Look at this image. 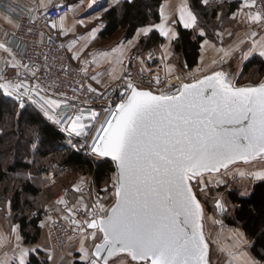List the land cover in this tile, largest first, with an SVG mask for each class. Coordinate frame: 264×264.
<instances>
[{
  "label": "snow or ice",
  "instance_id": "obj_1",
  "mask_svg": "<svg viewBox=\"0 0 264 264\" xmlns=\"http://www.w3.org/2000/svg\"><path fill=\"white\" fill-rule=\"evenodd\" d=\"M126 2L132 5L135 0ZM120 3L121 0H112L113 5ZM209 3L210 0H202L205 7ZM88 8L108 11L100 0H90ZM49 11L50 0H36L32 6L19 0L0 4V19L11 29L0 33V94L12 98L21 114L31 106L43 122L60 126L68 134V144L73 150L87 147L93 157L110 158L114 164L111 183L106 182L101 189L105 196L85 202L81 195L82 209L69 206L65 198L56 201L65 206L62 218L74 225L72 231L79 237L78 251L84 264H214L217 252L228 257L227 264L234 261L259 264L245 250L248 241L238 229L233 230L236 251L218 244L213 248L214 241L205 231L209 219L205 208L208 192L226 188L228 177L247 176L264 181V167L253 170L258 163L264 165V80L240 86L234 73L213 67L200 76L182 78L176 74L175 79L181 81L178 84L170 83L171 75L163 81L156 76L148 82L149 87H143L131 78V58L129 67L117 75L126 51L121 47L118 57L109 59L107 54H101L93 57L88 68L80 69L97 85L105 72L111 80L119 79L116 98L98 91L91 83L78 81L70 99L47 81L51 68L48 55L38 52V61L33 60L28 55L29 45L17 35L21 28H26V35L38 34L39 43L43 44L46 33H37L38 22H44L45 27L60 36L67 37L74 31L75 24L66 27L65 17H60L57 24L50 19ZM240 11L245 23L264 29V0H241ZM20 16L26 18V24L19 22ZM86 18L78 21L81 27H86ZM231 18L236 19V13ZM180 21L185 29L197 31L202 38L207 36L199 25L198 15L191 9L186 15L181 11ZM154 27L169 44L178 38L164 24ZM151 31V27L141 29L140 34L146 36ZM97 35L94 28L89 39L94 41ZM215 35L222 37L223 33ZM249 35L252 42L243 52L242 60H248L254 53L264 57V43L257 47L258 33L252 31ZM47 40H52L50 33ZM203 43H209L208 39H203ZM87 46L85 41L81 48L69 45L65 49L63 44L59 47L70 53V61H80ZM237 50L238 46L221 49L225 58ZM153 55L150 53L148 59ZM165 58L162 52L160 60ZM105 61L112 65L110 69L89 75V68ZM140 63H144L143 59ZM68 67L61 71L66 72ZM238 71L242 73L243 69ZM85 92L108 101L107 107L79 108L80 97ZM69 107L75 111L68 112ZM40 122L33 121L22 130V135L26 131L30 137L26 146L29 152L39 150L36 141L41 136ZM81 137L85 141L90 139L91 143L73 142ZM241 165L247 166V170H242ZM21 178L33 179L28 171L21 173ZM74 190L81 191L78 186ZM213 200L216 211L227 212L228 206L219 191ZM10 206L9 201V210ZM81 215L84 218L78 219ZM215 223L222 225L223 221ZM13 232L18 255L14 253L11 260L6 257L0 264H30L27 258L39 249L22 248L18 226ZM8 243L9 237L0 234V246Z\"/></svg>",
  "mask_w": 264,
  "mask_h": 264
},
{
  "label": "trees",
  "instance_id": "obj_2",
  "mask_svg": "<svg viewBox=\"0 0 264 264\" xmlns=\"http://www.w3.org/2000/svg\"><path fill=\"white\" fill-rule=\"evenodd\" d=\"M164 0H135L129 5L126 1L111 8L105 14L107 27L101 34L103 38H115L122 34L124 39H132L137 30L143 27H153L161 22V5ZM226 8L220 6L205 7L202 0H190V5L198 15V21L204 29L210 28L216 22L217 16L223 13L226 18L241 7V0H225ZM212 28V27H211ZM215 30V29H214ZM178 38L173 42V52L181 61L183 68L193 69L198 66L201 44L203 39H214L211 29L207 30L205 38L200 37L194 30H186L181 25L177 26ZM164 43L160 34L153 30L145 38L141 39L140 46L149 51ZM186 65V66H185ZM252 66L264 67V61L253 59L245 67L244 73H248ZM41 121L39 127L41 136L38 141V151L26 150L29 136L25 131L31 122ZM0 189L2 196L11 195V212L15 220L20 224L21 233L26 244H36L41 236V222L43 214H34L38 210L41 196L36 174L41 166L50 162L45 160L51 155L62 156L60 168H66L71 173L91 175L98 190L101 191L104 184H110V177L114 174V165L109 160L98 161L83 153L68 150L64 155L61 153L65 145L64 136L57 131L52 123H45L42 118L29 107L21 112L15 106L11 98L0 94ZM60 153V154H59ZM41 160H43L41 162ZM32 173L33 179L24 180L21 173ZM230 200V201H229ZM228 201L232 205L230 212L223 216L226 223L234 224L241 228L252 242V253L264 263V182H258L248 196H241L238 192H230ZM30 264H43L40 258L30 257Z\"/></svg>",
  "mask_w": 264,
  "mask_h": 264
},
{
  "label": "rangeland",
  "instance_id": "obj_3",
  "mask_svg": "<svg viewBox=\"0 0 264 264\" xmlns=\"http://www.w3.org/2000/svg\"><path fill=\"white\" fill-rule=\"evenodd\" d=\"M209 6L210 7L220 6L221 8H223V10L226 8L225 0H223V3H220V0H210ZM219 15H220V19H217L216 22L214 21V25L211 26L212 28L210 27L204 30L207 34H208L207 30L209 29L212 30L214 34V39H211V41H213L216 45H219V46L226 45L229 47V41H222L221 39H218V37L215 34L217 32H223L224 30L229 29V28H234L235 31L238 30L237 22H238L239 17H237L236 19H232L231 17L226 18L223 13H220ZM199 25L200 27H202L200 23ZM249 29H250V32L255 31V25H251ZM261 38H264V32L258 34L255 37L256 40H260ZM208 39L210 40V38ZM121 41H122V37L120 34L112 40V44L116 42L122 43ZM246 41H247V44H246L247 46L242 47L240 52H242L245 49L246 51L248 50L252 42V37L248 35V38ZM164 45L165 44H161L155 48H152L149 51H145L140 46V42L138 41L137 47L135 48V51H134V56L135 58L139 57L143 59L144 63L141 64L138 60L135 61L136 64L131 62V66H130L131 73L135 75L151 73L154 77L159 76L161 81H163L167 75H171L172 79L170 83L178 84V81L175 79L176 74H180L182 75V77L200 76L204 72L215 67V68H218L220 70H223L229 73H234L236 75V82L240 86L247 85L250 83H258L261 80H264V67L261 68L259 66H252L253 68L250 69L248 73H244L245 67L253 59L258 58V60L261 59L264 61L263 59L264 57H260L258 53H254L248 60L245 61L241 59L240 53L238 51H235L231 56L226 57V58L223 57L222 55L219 61H217L215 65H213L210 68L203 67V66H197L193 69H188V68L182 67L180 59L173 52V44L170 50H166V51L164 50V48H162V46ZM162 52L166 55V58L163 61L160 60V56ZM150 53L155 54V56H153L152 59H147V56ZM228 63L230 64L226 66ZM141 69H143V71H141ZM197 69H200V71H197ZM239 69H243V72L241 73L240 71H238ZM89 74L91 75L90 72ZM119 81L120 80H118L117 82ZM68 139L69 137L65 138V143H64L65 145L63 146V148H65L64 153H66L68 150H71L74 152L83 153L84 155L91 157L92 159L98 161V158L93 157L90 154L89 149L87 147H83L79 151L73 150L71 145L68 144ZM73 142L78 143V144H85V143L90 144L91 140L89 139L85 141V139L83 138V139H80L79 141L74 139ZM61 153L64 155L63 150H61ZM61 157L62 156L59 157L58 154L56 156L51 155L45 160V162L51 161L49 164H53L54 162H57L60 164V162L62 161ZM42 161L43 160H41V162ZM240 167L242 170H247V166L241 165ZM261 167H264V165L258 163L257 165L254 166L253 170H258ZM41 168L42 166L40 167V169ZM60 169L61 170L59 172H56L55 178L45 179V178L40 177L38 173L36 174L38 180L34 181V183L37 184L38 187L40 188L41 196L39 199H37V201L39 202V205H38V210H36L34 214L36 215V214H39L40 212L45 214L46 211L53 210V213L50 215L51 219L48 218L49 216L44 215L45 217H43V220H42L44 226L42 227V230H41V236H40L39 242L36 244H26L25 243V239L23 238L22 233H21L20 224L16 222L15 215L14 216L12 215L11 206H10V210L8 209V202L9 201L11 202V195L7 196L6 198H3V196L1 195L2 189H0V234H4L5 236H8L10 239V243H8L5 246H0V260L5 259L6 257L9 260H11L14 253L18 255V251L15 248V245L17 243L15 239L16 233L13 232V229L16 226H18V234L21 237L19 241L21 247L25 249H30V248L35 249L37 248V246L40 247L41 251H37L36 253L31 254V256L35 255L36 257L40 258V261L43 264H84V262L80 258L81 254L78 251L79 237L76 233L73 239H71L64 248H58L52 242V238L50 235L51 225L54 222L63 223L66 221L62 218L63 215L65 214V211H64L65 206L58 205L56 201L61 198H65L68 201L69 206L77 205L78 207H81L82 209V206L79 205V197L81 195L84 196L85 202H88L89 200H95L98 196L103 197L106 194L98 190V188L95 185L94 178L91 175L83 176L77 173H71L69 172V170L66 172V168L65 169L60 168ZM258 182H261V181L251 180L247 176L243 178L237 176V178L235 179H233L232 177H228L226 188H221L219 190L211 189L208 192V196L206 198L205 210H206V213L209 219L205 223V231H206V234L210 236V238L217 237L220 230H225V229L220 228L219 227L220 224L215 223V221L222 220L223 223H225L226 221L223 218V216L227 212L230 215L232 214V212H230L232 205L229 203L230 200L228 201L229 193L238 192L241 196H248L252 192L255 184H257ZM76 186L80 187L81 189L80 192H76L74 190ZM218 191L220 194H222L224 201L226 202L228 209H229L226 213L222 215H218V212L214 208L213 198L216 197ZM57 208L61 209V211L58 212L56 210ZM31 256H29V259H28L29 261H30ZM49 256H51V259H49Z\"/></svg>",
  "mask_w": 264,
  "mask_h": 264
},
{
  "label": "crops",
  "instance_id": "obj_4",
  "mask_svg": "<svg viewBox=\"0 0 264 264\" xmlns=\"http://www.w3.org/2000/svg\"><path fill=\"white\" fill-rule=\"evenodd\" d=\"M125 1L126 0H121V3ZM7 2L8 0H0V4H4ZM19 2L27 6H32L36 2V0H19ZM89 3H90V0H50V6L67 4L70 6V9H71L70 13L65 16L64 23L66 27H71L73 24H75V29L67 37L61 36L63 39L70 40L66 45V49L69 45H74L76 48H81V46L83 45L85 41H87L88 43V46L84 48L81 52L80 61H72V62L84 64L85 68H88L93 57L98 58L101 54H107L109 59H113L120 55L119 48L123 47L126 49V51L123 56V67L118 68V71H117V75L119 76L126 68L129 67V58H131V62L134 64H136L135 62L136 60L140 62L141 58L139 57L135 58L134 51H135V48L137 47L138 41L140 42L142 38H145L151 33L149 32L146 36L141 35L140 34L141 29H145L149 27L139 28L135 36L129 40L124 39V37L121 34L122 43H119L120 42L119 41V42L112 44L113 38L111 39L103 38L101 34L104 32V30L107 27V22L104 19L105 14L111 8L115 7L116 5L112 4V0H100V3L107 6L108 11H99L98 8L89 9L88 8ZM189 9L192 10L189 0H164L160 8L162 15H161V22L159 24H164L166 28L171 29L172 32L178 34L177 26L181 25L183 27V24L180 21L181 11H184L186 15ZM235 13H236V16L239 17L238 22H237L238 30L235 31L234 28L226 29L222 32L223 33L222 37H218V39H221L222 41H229V47L226 45L225 46L216 45L213 41L208 39L209 43L201 44L198 66H203L207 68L212 67L213 65H215L213 64V61L215 62L219 61L220 57L222 56L221 49H230L232 46H238L237 51L240 53V57L242 59L243 52H245L246 49L243 50L242 52L240 51L242 47L247 46L246 40L250 33L249 27L251 25H248L247 23L243 21V14L240 11V9L236 11ZM0 15H2V12H0ZM84 17H87L85 19L86 27H81L78 21ZM59 23L60 21L58 22V24ZM94 28L97 29L98 35H97L96 40L93 41L89 39V33H90V30ZM151 28H152V31L157 30V32L160 34L158 29H156L155 27L154 28L151 27ZM5 30H11L10 26L7 25L3 19H0V33H2ZM186 30H193V29H186ZM229 33H231V35H229ZM161 37L165 40L164 41L165 43L163 44L168 45V47L164 48V50L165 51L170 50L173 42L176 39L173 40L169 44V41L166 37L162 35ZM257 41H258L257 47L260 43H264V40L262 39L257 40ZM68 55L70 56V53H68ZM229 64L230 63H228L226 66H228ZM111 67L112 65H110L108 62L105 61V62H101L100 64L96 65L94 68H89V72L91 74H93L94 72H105V69H110ZM118 80H111L107 72H105V74L101 78V84L97 85L95 84V82L92 81V86L96 87L98 91L104 92L109 87H111L113 84H115ZM5 97L9 98L7 96ZM0 132H1V129H0ZM29 173L32 175L31 172ZM228 210L229 209L227 207V211ZM42 223L43 222H41L40 224ZM236 229H238L240 232H243L245 234V232L241 228H236ZM236 229H233V230H236ZM233 230H226V231L220 230L217 237L211 238L214 241L213 248L215 249L216 245L218 244L222 248L236 251L237 249L234 247L236 240H235ZM246 238H247L248 243L244 246L245 250L248 252V254L251 257L255 258L259 262V264H264L253 255L252 250H251L252 242L249 240L247 236ZM37 248L39 249V251H41L40 247L37 246ZM27 259H29V257ZM213 261H214V264H227L228 257L224 253L217 252L216 255L213 257ZM234 264H241V261H234Z\"/></svg>",
  "mask_w": 264,
  "mask_h": 264
},
{
  "label": "built area",
  "instance_id": "obj_5",
  "mask_svg": "<svg viewBox=\"0 0 264 264\" xmlns=\"http://www.w3.org/2000/svg\"><path fill=\"white\" fill-rule=\"evenodd\" d=\"M63 7H56V5L50 6L49 17L52 20H56L57 24L60 21V17H65L71 11L70 6L67 4H61ZM19 22L22 24H26V18L24 16L19 17ZM37 33L39 31H43L46 33L44 37V43H39L38 34L26 35V28H21V30L17 33L19 37H21L28 45V55L33 58V60L38 61V57L36 53L43 52L48 55V63L51 65L50 71L47 73V81L54 86L58 87L62 92L66 93L67 96L71 99L72 97V88L77 86V82H83L85 84L91 83L92 81L88 78V76H84L80 71L81 68H85V66L81 63H75L69 60V55L67 51L61 49L59 46L63 44L66 49L67 43L70 41L68 39H63L58 32L55 30H51L48 27L44 26V22H38L35 26ZM255 31L260 34L264 32V29L255 26ZM52 35L51 42L47 40V34ZM155 56V54L153 55ZM148 59V56H147ZM68 67V70L61 71V68ZM90 75V74H89ZM182 76V75H181ZM136 83L142 85L143 87H149V81L153 80L155 77L151 74H141L135 75L132 74L131 77ZM183 78V77H182ZM178 81V80H177ZM181 81H178V83ZM119 82L113 84L106 93L112 98L115 99L119 92ZM115 87V90H113ZM155 88V85H152ZM77 95H80L77 93ZM108 101L102 99L95 93H87L85 92L81 97L78 104L79 108H96L99 110L101 107H107ZM31 107V106H29ZM68 112H73L75 109L69 107L67 109ZM53 124V123H52ZM57 131L62 133V135L66 138L68 134L62 130V128L58 125L53 124ZM76 140H80L83 138H75ZM63 153L65 152V148H62ZM60 166L59 163L54 162L53 164H47L42 166L39 169L38 175L42 178H55L56 172H59ZM53 213V210H48L43 215L50 216ZM37 216V215H36ZM78 219H83L84 217L78 216ZM74 225H71L68 221L63 223L54 222L50 227V235L52 238L53 244L58 248H64L71 239H73L75 233L72 231ZM220 228L225 230H233L236 227L234 224L223 223L219 225Z\"/></svg>",
  "mask_w": 264,
  "mask_h": 264
},
{
  "label": "water",
  "instance_id": "obj_6",
  "mask_svg": "<svg viewBox=\"0 0 264 264\" xmlns=\"http://www.w3.org/2000/svg\"><path fill=\"white\" fill-rule=\"evenodd\" d=\"M84 109H88V108H84ZM82 138V137H81ZM99 159H103V160H109L110 162H111V160H110V158H99ZM114 165V164H113ZM218 212V211H217ZM218 215H222V214H220L219 212H218Z\"/></svg>",
  "mask_w": 264,
  "mask_h": 264
}]
</instances>
